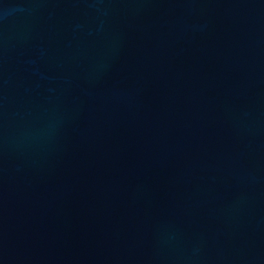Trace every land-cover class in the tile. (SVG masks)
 <instances>
[{
    "label": "water",
    "instance_id": "water-1",
    "mask_svg": "<svg viewBox=\"0 0 264 264\" xmlns=\"http://www.w3.org/2000/svg\"><path fill=\"white\" fill-rule=\"evenodd\" d=\"M0 264H264V0H0Z\"/></svg>",
    "mask_w": 264,
    "mask_h": 264
}]
</instances>
